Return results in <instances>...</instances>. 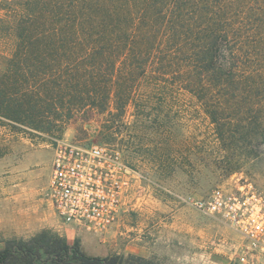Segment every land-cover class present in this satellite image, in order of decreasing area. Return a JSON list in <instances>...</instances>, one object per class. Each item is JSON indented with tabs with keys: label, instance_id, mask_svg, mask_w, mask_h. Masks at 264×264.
<instances>
[{
	"label": "trees",
	"instance_id": "1",
	"mask_svg": "<svg viewBox=\"0 0 264 264\" xmlns=\"http://www.w3.org/2000/svg\"><path fill=\"white\" fill-rule=\"evenodd\" d=\"M245 11V0H0V128L60 138L99 121L105 137L126 130L166 175L194 178L205 141L174 140L185 95L235 172L264 143V22ZM80 244L44 230L6 241L0 264H153Z\"/></svg>",
	"mask_w": 264,
	"mask_h": 264
},
{
	"label": "rangeland",
	"instance_id": "2",
	"mask_svg": "<svg viewBox=\"0 0 264 264\" xmlns=\"http://www.w3.org/2000/svg\"><path fill=\"white\" fill-rule=\"evenodd\" d=\"M245 6L253 10L245 12L254 16L258 24L264 22V0H245ZM2 56L0 47V60ZM175 102L173 112L183 118V127L174 132L176 143L181 148L186 141L191 144L205 141L203 151L198 150L196 156H192L196 168L190 170L194 178L180 168L172 176L166 175L150 162L149 156L138 153L126 130L122 129L118 138H108L102 133L99 121L85 126L73 123L60 138L36 131L29 134L0 128V250L8 240L28 241L44 230L66 238L45 193L52 174L54 149L60 141L70 140L118 149L124 160L146 178L137 209L123 211L118 222L104 235L83 232L87 236H82L83 239L92 241L90 245L80 244L83 253L101 258L131 256L127 252L131 245H136L132 243L135 233L132 228L140 225L143 237H147L150 227L158 228L162 222H169L174 226L172 239L154 242L152 254L145 258L153 264H237V251L245 243L243 238L221 221L196 210L191 203L206 198L217 186L231 184L238 178L264 192V143L258 144L254 159L230 172L228 155L221 153L215 140V126L197 100L177 95ZM131 114L130 110L127 121L133 120ZM105 241H110L108 248L103 246ZM99 246L111 251L99 253ZM116 246L118 249L114 251Z\"/></svg>",
	"mask_w": 264,
	"mask_h": 264
},
{
	"label": "built area",
	"instance_id": "3",
	"mask_svg": "<svg viewBox=\"0 0 264 264\" xmlns=\"http://www.w3.org/2000/svg\"><path fill=\"white\" fill-rule=\"evenodd\" d=\"M144 181L120 150L62 140L54 149L45 195L62 226L100 236L118 222L123 211L138 208ZM191 204L243 238L237 264H264V192L238 178Z\"/></svg>",
	"mask_w": 264,
	"mask_h": 264
},
{
	"label": "crops",
	"instance_id": "4",
	"mask_svg": "<svg viewBox=\"0 0 264 264\" xmlns=\"http://www.w3.org/2000/svg\"><path fill=\"white\" fill-rule=\"evenodd\" d=\"M172 227H174V226H172L169 222H162L160 227H158V228H156V226L150 227L148 229V231L146 232L148 236L143 237L142 228L140 225H137L135 228H132L135 230L132 243L136 242V245H131L129 252H127V253H130L132 255H137V256L143 257V258H149L150 255L152 254V252H151L152 251V244H154V242L162 241L163 239H169V240L172 239V237L174 235ZM61 228H64V230H63V231H65L64 236H66L69 243H73L77 239L80 240L82 245H86L87 243H88V245H90L89 242H92L89 239H83V237L86 235H84L82 231H78V230H75V229H72V228H69L66 226L65 227L61 226ZM134 230H132V231H134ZM121 235H123V233H121ZM109 242L110 241H105L103 246L108 248ZM148 245L150 246L149 248H148ZM103 246H101V247L99 246V248H98L99 253H106V252L109 253L108 251H111V250H107V248H104ZM117 249L118 248L116 246L114 251H117ZM183 259L185 260V257H183ZM179 260H181V257L179 258Z\"/></svg>",
	"mask_w": 264,
	"mask_h": 264
}]
</instances>
